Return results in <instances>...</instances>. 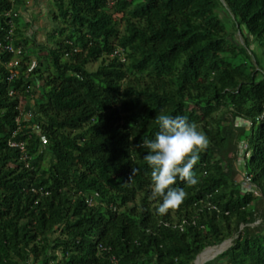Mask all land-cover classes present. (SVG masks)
I'll return each mask as SVG.
<instances>
[{"label":"trees","instance_id":"1","mask_svg":"<svg viewBox=\"0 0 264 264\" xmlns=\"http://www.w3.org/2000/svg\"><path fill=\"white\" fill-rule=\"evenodd\" d=\"M27 1L0 0V264H195L228 240L206 264H264V0H49L48 43ZM160 114L208 141L164 216Z\"/></svg>","mask_w":264,"mask_h":264},{"label":"clouds","instance_id":"2","mask_svg":"<svg viewBox=\"0 0 264 264\" xmlns=\"http://www.w3.org/2000/svg\"><path fill=\"white\" fill-rule=\"evenodd\" d=\"M155 123L158 131L154 139L143 141L142 146L148 149L144 160L151 169L150 196L159 200L155 209L157 215L164 216L170 209L180 206L186 197L183 188L172 187L177 180L186 186L198 183L192 169L200 153L207 148L208 141L184 116L160 114ZM137 171L133 168V176Z\"/></svg>","mask_w":264,"mask_h":264},{"label":"rangeland","instance_id":"3","mask_svg":"<svg viewBox=\"0 0 264 264\" xmlns=\"http://www.w3.org/2000/svg\"><path fill=\"white\" fill-rule=\"evenodd\" d=\"M51 7V4L49 0H28L26 8L19 9V14L21 18L29 24L28 29L26 31V36L28 40L34 39L35 42L39 43H48V34L50 33V27L49 23L50 20L48 19L47 15V10ZM236 41L242 43L243 40L240 37L239 33H236L235 35ZM33 48V46L31 45ZM254 47L251 46V49ZM95 66L93 65L92 68ZM25 104V100H21V108L23 109ZM27 118V116H26ZM235 125L240 126L242 124H245L242 120H235ZM247 125V123H246ZM246 146L243 143H240L237 145L236 150L234 154L237 156L236 159V167L238 170V173L236 175V179L241 182L242 189L243 190H251L252 186L249 184L248 180L244 178V173L241 170V164H242V159L244 155H246ZM258 194L257 192H255ZM259 221H257L258 223ZM227 243V244H226ZM225 244L224 250H226L230 245H231V240L223 242ZM221 245V244H220ZM220 245L216 246L219 247ZM220 250L219 252L213 254L209 259L204 261L203 264L209 263L213 261L214 259L217 258L219 254H221L224 250ZM214 257V258H213ZM197 259V258H196ZM211 259V260H210ZM195 263V262H194Z\"/></svg>","mask_w":264,"mask_h":264},{"label":"bare ground","instance_id":"4","mask_svg":"<svg viewBox=\"0 0 264 264\" xmlns=\"http://www.w3.org/2000/svg\"><path fill=\"white\" fill-rule=\"evenodd\" d=\"M224 246H225V244H221L219 247L214 246V247H209V248L205 249L201 254L198 255L197 259L194 260L195 264H203L204 261L209 259L213 254L215 255V253L222 250L224 248Z\"/></svg>","mask_w":264,"mask_h":264},{"label":"built area","instance_id":"5","mask_svg":"<svg viewBox=\"0 0 264 264\" xmlns=\"http://www.w3.org/2000/svg\"><path fill=\"white\" fill-rule=\"evenodd\" d=\"M12 1H15V0H12ZM5 49L9 52H14L16 55L20 54V50L17 49V50H14L10 45H7L5 46ZM16 61H11L9 62L7 65H6V68L10 71V73H12V68L14 65H16ZM13 74L10 75V78L12 77ZM11 146H15L14 143H10ZM20 147H22V145H20Z\"/></svg>","mask_w":264,"mask_h":264},{"label":"water","instance_id":"6","mask_svg":"<svg viewBox=\"0 0 264 264\" xmlns=\"http://www.w3.org/2000/svg\"><path fill=\"white\" fill-rule=\"evenodd\" d=\"M221 244H223V243H221Z\"/></svg>","mask_w":264,"mask_h":264}]
</instances>
